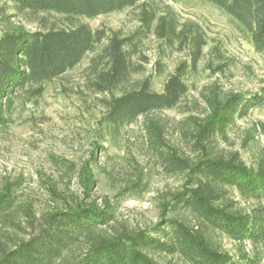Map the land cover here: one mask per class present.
I'll list each match as a JSON object with an SVG mask.
<instances>
[{
    "label": "trees",
    "instance_id": "obj_1",
    "mask_svg": "<svg viewBox=\"0 0 264 264\" xmlns=\"http://www.w3.org/2000/svg\"><path fill=\"white\" fill-rule=\"evenodd\" d=\"M178 1V0H173ZM225 12L251 46L264 52V0H201ZM141 0H0V130L14 121L17 101L26 105L44 94L47 84L79 66L89 55L85 86L101 94L99 122L113 136L129 124L145 119L146 140L169 172L183 180L159 195L160 220L133 228L118 219V197L142 194L148 177L136 166L114 197L94 196L95 175L88 165L80 183L83 196L64 205L38 210L19 205L15 188H0V264H264V146L256 138L264 123L248 129L240 148H229L237 121L264 106L259 93L226 91L215 81L205 86V109L187 117V153L166 140L165 124L154 113L177 108L194 86L205 59L206 36L201 26L180 24L170 9L158 13L142 4L141 27L128 35L93 29L85 20L141 5ZM27 15L39 24L28 30L14 18ZM153 33L166 46L187 50L163 83L158 61L140 46ZM210 54L224 72L223 53ZM138 59H143L140 62ZM96 148L102 149L101 144ZM249 155L250 162L244 157ZM97 159V154L96 158ZM237 244L234 254L222 240ZM247 244L251 246L249 250Z\"/></svg>",
    "mask_w": 264,
    "mask_h": 264
},
{
    "label": "rangeland",
    "instance_id": "obj_2",
    "mask_svg": "<svg viewBox=\"0 0 264 264\" xmlns=\"http://www.w3.org/2000/svg\"><path fill=\"white\" fill-rule=\"evenodd\" d=\"M146 2L153 4L158 13L171 9L180 24H198L206 36V56L187 97L177 108L153 114L165 124L167 142L192 153L184 130L188 125L187 117L201 114L205 109L201 90L218 81L226 91L263 92L264 52H257L242 37L236 23L225 12L201 0H141V5L134 8L85 21L93 29L117 30L128 35L141 27L140 14ZM14 20L28 30L39 28V24L27 15L18 14ZM216 47L224 56L221 60L224 72L215 74L205 60L212 65L219 62L210 54ZM140 54L150 60L145 67L148 73L155 72L158 61L164 66V73L154 77L157 91L162 90L175 66L188 57L186 49H166L153 33L141 44ZM91 56L47 84L41 97L26 105L17 101L14 121L9 128L0 130V188L7 185L15 188L19 205L32 204L38 210L64 205L83 196L80 178L88 165L97 180L94 196L107 195L114 199L126 180L136 177L137 166L148 177L149 188L140 195L119 196L118 219L133 228L153 226L160 220L159 195L175 190L183 178L167 171L149 147L144 118L123 127L116 136L102 128L99 122L102 110L98 105L102 95L93 93L84 83ZM259 122L264 123V106L253 109L237 121L230 132L229 148H240L247 130ZM256 141L264 146V132L258 134ZM96 144H101L102 149L97 150ZM244 157L250 162L245 152ZM222 243L226 250L237 252L234 241L223 238ZM247 248L250 250L251 246L247 244Z\"/></svg>",
    "mask_w": 264,
    "mask_h": 264
}]
</instances>
